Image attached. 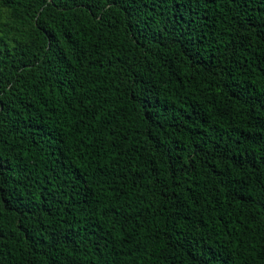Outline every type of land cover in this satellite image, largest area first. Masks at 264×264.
I'll list each match as a JSON object with an SVG mask.
<instances>
[{"label":"trees","instance_id":"1","mask_svg":"<svg viewBox=\"0 0 264 264\" xmlns=\"http://www.w3.org/2000/svg\"><path fill=\"white\" fill-rule=\"evenodd\" d=\"M0 264H264V0H0Z\"/></svg>","mask_w":264,"mask_h":264}]
</instances>
